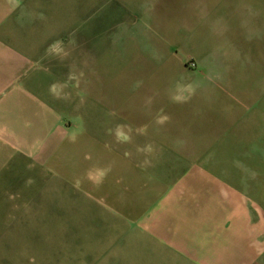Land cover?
<instances>
[{"label": "rangeland", "instance_id": "rangeland-1", "mask_svg": "<svg viewBox=\"0 0 264 264\" xmlns=\"http://www.w3.org/2000/svg\"><path fill=\"white\" fill-rule=\"evenodd\" d=\"M45 9L44 31L61 32L38 35L57 41L44 50L28 34L29 72L44 75L62 129L76 127L93 155L106 139L154 129L231 140L238 154L264 139V0H52ZM84 149L70 162L78 179L91 163ZM67 168L60 179L47 174L39 200L30 194L0 232V264H134L115 220L100 210L86 217L82 190L70 199ZM30 169L5 175L6 196H18L12 185H25Z\"/></svg>", "mask_w": 264, "mask_h": 264}, {"label": "crops", "instance_id": "crops-1", "mask_svg": "<svg viewBox=\"0 0 264 264\" xmlns=\"http://www.w3.org/2000/svg\"><path fill=\"white\" fill-rule=\"evenodd\" d=\"M48 1L0 0V232L23 215L30 194L39 200L47 174L61 178L65 161L70 199L83 191L86 217L100 210L115 220L134 264H264V139L238 154L231 140L166 138L154 129L106 139L93 155L78 145L76 127L62 129L44 75L29 72L28 34L44 50L57 41L38 35L61 32L44 31ZM84 147L91 163L78 179L70 162ZM28 168L26 184L12 185L18 196H6V174Z\"/></svg>", "mask_w": 264, "mask_h": 264}]
</instances>
